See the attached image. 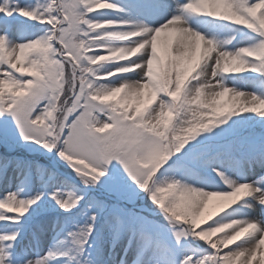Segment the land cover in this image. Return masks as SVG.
Masks as SVG:
<instances>
[{
  "label": "snow or ice",
  "instance_id": "obj_1",
  "mask_svg": "<svg viewBox=\"0 0 264 264\" xmlns=\"http://www.w3.org/2000/svg\"><path fill=\"white\" fill-rule=\"evenodd\" d=\"M0 147V264H264V0H0Z\"/></svg>",
  "mask_w": 264,
  "mask_h": 264
},
{
  "label": "rangeland",
  "instance_id": "obj_2",
  "mask_svg": "<svg viewBox=\"0 0 264 264\" xmlns=\"http://www.w3.org/2000/svg\"><path fill=\"white\" fill-rule=\"evenodd\" d=\"M248 90H250V89H248ZM4 152V149L2 148V147H0V153H3ZM37 158H39V159H41L42 161L41 162H43V158L42 157H37ZM12 173L11 172H9V175H11ZM212 209L210 208V211H211ZM258 211L259 210H257V213H258ZM209 222H211V221H209ZM201 226H204L203 224L201 225Z\"/></svg>",
  "mask_w": 264,
  "mask_h": 264
},
{
  "label": "trees",
  "instance_id": "obj_3",
  "mask_svg": "<svg viewBox=\"0 0 264 264\" xmlns=\"http://www.w3.org/2000/svg\"><path fill=\"white\" fill-rule=\"evenodd\" d=\"M42 161V160H41ZM44 162V161H43Z\"/></svg>",
  "mask_w": 264,
  "mask_h": 264
}]
</instances>
